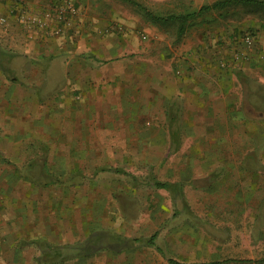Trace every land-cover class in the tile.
<instances>
[{"label":"crops","instance_id":"obj_1","mask_svg":"<svg viewBox=\"0 0 264 264\" xmlns=\"http://www.w3.org/2000/svg\"><path fill=\"white\" fill-rule=\"evenodd\" d=\"M56 41H23L13 47L0 39V264H183L174 256L182 255L180 239L168 231L153 234L152 215H132L129 208L150 206L153 185L144 179L156 158L161 170L175 168L179 175L207 173L213 183H221L238 174L245 183H262L264 152L256 146L247 151L231 147L240 141L233 129L238 122L252 126L241 132L246 138L261 122L256 118L248 123L243 117L242 103L235 97L242 94L237 77L226 72L213 76L205 67L201 76L179 70V148L171 151L173 99L161 95L168 126L155 124L150 130L142 119L119 116L112 122L115 129H109L116 141L105 156L103 137L72 134L73 128L66 134L68 124H78L84 115L87 126L104 128L101 118L89 119L87 114L103 111L97 96L103 95L104 76L72 70L76 57L69 41ZM61 54L70 67L63 72L51 65ZM75 79L79 86L73 88ZM62 126V134H55ZM34 127L51 130L36 135L30 133ZM205 137L206 150L201 149ZM155 148L161 150L158 156L153 155ZM106 158L110 164L103 162ZM138 159L145 160V167H133ZM140 175L143 180L137 185Z\"/></svg>","mask_w":264,"mask_h":264},{"label":"rangeland","instance_id":"obj_2","mask_svg":"<svg viewBox=\"0 0 264 264\" xmlns=\"http://www.w3.org/2000/svg\"><path fill=\"white\" fill-rule=\"evenodd\" d=\"M218 1L224 0H0V39L13 47L23 41L57 40L62 41L60 45L69 41L66 44L76 57L72 70L98 71L104 76L103 95L97 96L103 100V111L87 113L89 119L101 118L104 128L87 126L84 115L78 124H68L66 134L73 128L72 134L103 137L105 156L116 141L109 129H115L112 122L119 116L142 119L150 130L155 124L158 128L168 126L169 122L164 123L167 110H162L159 101L161 95L173 99L169 100L172 130H180L177 93L182 75L178 71L201 76V67L211 70L213 76L221 72L235 75L236 87H242V94L235 97L242 103L243 117L248 123L250 119L261 120L248 138L241 132L252 126L238 122L233 129L239 132L240 141L233 142L232 149L247 151L256 146L264 152V8L231 5L199 13ZM148 12L167 20L157 22L149 18ZM67 62L61 54L51 65L63 72L69 67ZM79 81L73 80V88L79 86ZM74 94L78 96L79 90H73ZM50 130L34 127L30 133L41 135ZM60 130L57 128L55 134H62L63 126ZM204 130L206 133L201 127ZM179 137L180 133L172 141L171 151L180 145ZM208 146L205 137L201 149ZM187 147H191L190 142ZM160 151L155 148L153 155L158 156ZM108 158L103 160L105 164L111 163ZM153 160L152 166L146 164L150 175L144 179L153 185L152 202L144 208L130 207L129 214H151L153 234L159 230L177 236L182 255L174 256L179 262L264 264V175L257 185L241 181L238 174L213 183L207 173L188 171L179 175L175 168L161 170L160 160ZM169 160L174 164V157ZM144 161L133 160L132 165L141 169ZM140 176L137 185L143 180ZM164 177L176 187L159 191L155 183ZM176 179L182 183H171ZM168 257H173L170 250Z\"/></svg>","mask_w":264,"mask_h":264},{"label":"trees","instance_id":"obj_3","mask_svg":"<svg viewBox=\"0 0 264 264\" xmlns=\"http://www.w3.org/2000/svg\"><path fill=\"white\" fill-rule=\"evenodd\" d=\"M231 5H244L246 7L258 8V10H259L260 8H264V0H224V1H218V2L214 3L211 6H206V7L201 8L199 13L210 11L212 9L225 8V7H228V6H231ZM148 16H149L150 19H153V20H155L157 22H164V21L167 20V18H161V17H158V16H154L150 12H148ZM170 19L173 20L174 18H170ZM172 119H173V117L171 118V123H172ZM172 128H173V126L171 125V127H170L171 135H172V137L174 139V137L176 138V135H178L180 133V131L177 130V132H174L172 130ZM179 146H178V148H179ZM34 162H37V161L34 160ZM41 176L45 177V178L48 177L46 172H42ZM155 186L157 188L167 189V190L176 187L175 184H169V183H165V182H156ZM172 263L180 264L178 262H172Z\"/></svg>","mask_w":264,"mask_h":264}]
</instances>
